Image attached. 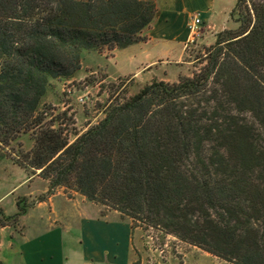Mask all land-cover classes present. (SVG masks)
I'll return each mask as SVG.
<instances>
[{
    "label": "trees",
    "instance_id": "trees-1",
    "mask_svg": "<svg viewBox=\"0 0 264 264\" xmlns=\"http://www.w3.org/2000/svg\"><path fill=\"white\" fill-rule=\"evenodd\" d=\"M156 14L154 0H0V146L48 181L46 195L72 191L102 215L142 221L226 263L264 264V166L254 165L255 130L240 117L264 144V0H235L236 27L199 52L190 77L107 100L104 117L72 141L66 112L45 104L85 54L144 41ZM34 204L18 199L0 227Z\"/></svg>",
    "mask_w": 264,
    "mask_h": 264
},
{
    "label": "crops",
    "instance_id": "crops-1",
    "mask_svg": "<svg viewBox=\"0 0 264 264\" xmlns=\"http://www.w3.org/2000/svg\"><path fill=\"white\" fill-rule=\"evenodd\" d=\"M154 2L157 14L143 33L144 41L126 48L137 47L127 68L114 73L130 75L141 84L156 78L168 60L181 59L190 39L186 26L194 14L211 37L233 26L228 24L235 0ZM119 51L113 53L112 60ZM48 190V181L38 173L29 175L12 161L11 151L0 146V212L12 216L18 199L35 201L18 225L0 227L1 264H145L136 228L127 218L114 211L102 215L99 206L77 193L68 196L58 189L46 195ZM39 196L45 198L37 201ZM164 260L157 264H224L195 247L182 245L166 253Z\"/></svg>",
    "mask_w": 264,
    "mask_h": 264
},
{
    "label": "rangeland",
    "instance_id": "rangeland-1",
    "mask_svg": "<svg viewBox=\"0 0 264 264\" xmlns=\"http://www.w3.org/2000/svg\"><path fill=\"white\" fill-rule=\"evenodd\" d=\"M195 15L199 17L198 14H194L193 16ZM231 26L232 28L236 27L230 19L228 27ZM143 33L141 36H143ZM214 37H211L200 25L198 34L195 36L194 40L191 42L189 39L181 59L179 61L175 59L168 60L170 63L163 64V69H161L157 73V77L153 79L159 81L163 79L165 80L163 82L171 84L177 82L179 76L190 77L192 73L197 71L200 67L196 60L197 55L199 52H203V48H207L213 44ZM136 48L137 47L120 50L117 57L113 60L112 57L115 51L111 54L108 52H104L101 55L85 54L81 70L70 81L56 84L54 91L47 95L45 104L54 110L53 115L66 112V118L62 121V128L64 129V134L67 135L70 141L75 138V134L84 132L89 126L96 124L104 117L103 110L107 104V100L121 101L139 90L142 84L137 83L130 75L119 77L114 74L119 70L127 68L133 53L132 51H135ZM149 55H152L151 51ZM136 61L138 60L136 59ZM175 61H177V63H175ZM80 96L83 97L84 103L78 101V97ZM240 117L243 119L242 122L255 130L254 139L256 141L253 144L252 152L253 158L258 160L254 162V165L257 168L264 166V144L259 141L256 135L257 126L253 123L249 115L244 114ZM19 142L21 148L17 146L16 143L12 145V149L15 152L19 148L22 151H27L32 146V142L28 139V135L22 137ZM8 149L11 150L10 148ZM58 189L61 188L55 189L53 193ZM63 192L68 196L73 193L72 191L64 190ZM100 208L103 210L102 207ZM127 220L131 222L133 228H136L139 254L142 256L145 264L164 262L166 253L171 252L177 245L195 247L180 241L173 235L166 234L160 229L149 228L143 225L142 221H134L130 218H127ZM195 248L201 252H205L197 247ZM216 259L224 264H229L218 258Z\"/></svg>",
    "mask_w": 264,
    "mask_h": 264
},
{
    "label": "built area",
    "instance_id": "built-area-1",
    "mask_svg": "<svg viewBox=\"0 0 264 264\" xmlns=\"http://www.w3.org/2000/svg\"><path fill=\"white\" fill-rule=\"evenodd\" d=\"M201 25V21L197 15L193 16L189 23L187 24V31L190 34V41L192 42L195 36L198 34L199 26ZM78 101L80 103H84L83 97H78Z\"/></svg>",
    "mask_w": 264,
    "mask_h": 264
}]
</instances>
